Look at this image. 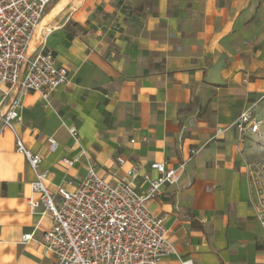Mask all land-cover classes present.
<instances>
[{"label":"crops","instance_id":"crops-1","mask_svg":"<svg viewBox=\"0 0 264 264\" xmlns=\"http://www.w3.org/2000/svg\"><path fill=\"white\" fill-rule=\"evenodd\" d=\"M42 44L69 83L48 104L22 96L14 128L41 156L50 191H72L93 164L107 180L138 167L140 193L143 176H157L151 163L186 162L179 184L147 205L174 250L159 264H264L244 129L236 127L248 109L264 115V0H52L30 50ZM65 158L78 160L65 166ZM33 180L0 125V264H57L42 240L50 217L27 203L38 198Z\"/></svg>","mask_w":264,"mask_h":264},{"label":"built area","instance_id":"built-area-1","mask_svg":"<svg viewBox=\"0 0 264 264\" xmlns=\"http://www.w3.org/2000/svg\"><path fill=\"white\" fill-rule=\"evenodd\" d=\"M52 0H0V125L15 136V151L21 154L34 175L31 191L37 199L27 200L30 210L42 207L41 215L50 217V227L42 236L44 249L57 264H159L161 258L174 252L168 241L163 219L148 211V203L163 186H177L186 162L176 168L164 162H153L150 169L157 176L144 175L148 187L140 193L134 190L139 168L114 180L98 175L93 164L87 165L83 178L72 191L57 186L54 192L47 186V174L40 169L41 156L27 149L15 131L20 120V100L28 92L38 94L46 104L51 95L69 83L67 70L59 66L53 52L40 45L30 50L34 31L39 26ZM264 126L248 109L240 114L236 127L257 133ZM68 133L78 144V131ZM57 144L49 141L48 149ZM199 150L190 151L195 155ZM78 158L62 159L72 166ZM257 219L262 229L264 248V211ZM22 241L31 239L22 236ZM181 264H192L183 260Z\"/></svg>","mask_w":264,"mask_h":264},{"label":"rangeland","instance_id":"rangeland-1","mask_svg":"<svg viewBox=\"0 0 264 264\" xmlns=\"http://www.w3.org/2000/svg\"><path fill=\"white\" fill-rule=\"evenodd\" d=\"M264 122V115L260 118ZM242 149L245 158L246 177L252 187L253 200L264 211V126L257 133L242 131Z\"/></svg>","mask_w":264,"mask_h":264}]
</instances>
